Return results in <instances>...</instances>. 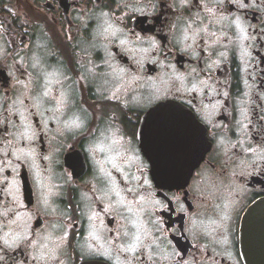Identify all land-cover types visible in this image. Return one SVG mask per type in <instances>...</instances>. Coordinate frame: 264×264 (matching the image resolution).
<instances>
[{
	"label": "flooded vegetation",
	"instance_id": "af4514ba",
	"mask_svg": "<svg viewBox=\"0 0 264 264\" xmlns=\"http://www.w3.org/2000/svg\"><path fill=\"white\" fill-rule=\"evenodd\" d=\"M263 201L264 0H0V264H245Z\"/></svg>",
	"mask_w": 264,
	"mask_h": 264
},
{
	"label": "water",
	"instance_id": "95a60500",
	"mask_svg": "<svg viewBox=\"0 0 264 264\" xmlns=\"http://www.w3.org/2000/svg\"><path fill=\"white\" fill-rule=\"evenodd\" d=\"M240 250L245 264H264V201L250 207L242 219Z\"/></svg>",
	"mask_w": 264,
	"mask_h": 264
},
{
	"label": "clouds",
	"instance_id": "9594fccd",
	"mask_svg": "<svg viewBox=\"0 0 264 264\" xmlns=\"http://www.w3.org/2000/svg\"><path fill=\"white\" fill-rule=\"evenodd\" d=\"M109 27L111 28V26H109ZM122 31L123 30L121 28H118V27L115 28V29H111V31H109L108 29H106L105 30L106 38H107L108 35H110L112 37H116L117 36V33H120ZM184 39H188V36L185 35L184 36ZM119 45L120 46H126V45H128V41L126 39H120L119 40ZM158 47H159V45L155 41H153L151 43V47H149V48L132 49V48L128 47L126 50L127 51H131L133 53H135V52L138 51V52L147 54V53H150L151 51L157 49ZM110 55H111V53H110ZM146 58H147L146 55L145 56H141L140 59L138 61H136V62L138 64H141L142 65L143 60H145ZM116 63H118V62H116ZM110 67H113L114 72H117L121 76L126 72V69H124L122 67H120L118 69H116L115 65H110ZM108 75H113V73H108ZM136 79H137L136 76H132V80L129 81V83H131L132 81H134ZM77 127H79V125H77Z\"/></svg>",
	"mask_w": 264,
	"mask_h": 264
}]
</instances>
